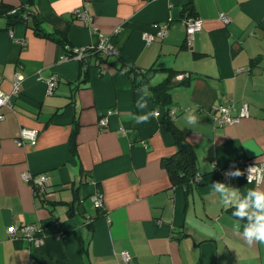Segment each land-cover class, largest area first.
<instances>
[{"label": "crops", "instance_id": "0c3cea01", "mask_svg": "<svg viewBox=\"0 0 264 264\" xmlns=\"http://www.w3.org/2000/svg\"><path fill=\"white\" fill-rule=\"evenodd\" d=\"M7 6L21 8L20 21H9ZM187 15L201 19L189 43ZM99 33L116 52L101 61L86 53V72L77 60L59 59L65 47L95 45ZM122 66L150 69L146 85L174 72L166 102L200 173L188 187L172 182L162 163L175 144L160 113L133 119L161 106L133 88ZM50 74L57 82L46 93ZM0 90L9 94L0 108V264H264V244L250 247L236 234L242 221L211 188L223 182L242 196L264 189L218 172L264 159V0H0ZM225 101L233 114L245 102L247 115L215 124L211 105ZM189 114L195 125L186 123ZM20 127L37 130L32 143L14 141ZM23 171L43 173L48 190ZM95 192L102 207L92 205ZM22 223L41 225L40 245L5 231Z\"/></svg>", "mask_w": 264, "mask_h": 264}, {"label": "built area", "instance_id": "2783aa9c", "mask_svg": "<svg viewBox=\"0 0 264 264\" xmlns=\"http://www.w3.org/2000/svg\"><path fill=\"white\" fill-rule=\"evenodd\" d=\"M10 12L13 11V9L9 10ZM79 15L83 18H86L87 15L85 12L79 13ZM219 17L223 22H226L229 18L223 13L219 12ZM184 23L185 27V34H186V42L189 43L190 39L192 38V34L200 29L201 22L197 16L193 15H187L184 17L182 20ZM155 30V34L157 36H162L164 34V26L163 25H157ZM9 34L11 35V32L9 31ZM142 38L144 39L145 42H148L152 38V34L145 32L142 34ZM93 50H97L99 53L103 55H110L116 52V49H114L112 43L108 39V35L104 33H99L98 34V42L93 45V46H86L84 47H72L68 51H63L59 59L60 60H65V59H74V60H81L83 57H85L86 53L92 52ZM183 75H186L185 73H178L176 74V78L180 79ZM21 79L20 74L15 75V79L13 82V90L17 87V83ZM57 82V77L56 74H50L46 80H45V92L46 93H51L56 85ZM9 104V94L3 92L0 90V108L2 105H8ZM212 110L216 113L213 116V119L215 121V124H228V123H233L238 121L241 117H244L247 115V110H246V103L245 102H240L239 107L237 109V112L233 114L231 110L233 109V102L231 101H225V102H220L214 105H211ZM112 111V109H107L105 113H101L97 117V124L98 125H103L106 122V116ZM152 112L158 115L160 113L158 107H153ZM169 113L172 115L174 113L173 109L169 108ZM2 118V113L0 111V119ZM37 130L35 128H30V127H20L18 130L17 135L14 137V141L19 144L23 142L25 139L29 140V142H33L36 136ZM34 134V135H33ZM240 166L243 170V177L244 179L248 182V169L254 168L257 171L252 173L253 179H252V184L253 185H258L257 179L255 177L259 176L261 178V183L264 182V159L260 161H252V160H247L243 159L240 162H238V165ZM230 170V166H224L222 168H218V172L222 179L227 180L228 177L224 175L226 171ZM233 170V168L231 169ZM20 176L25 179V180H30L32 183L36 185L37 190L44 192L48 190L47 187V180L46 176L43 173H29L27 171L21 172ZM194 179L197 181L200 177V173L195 172L193 175ZM91 202L92 205L95 207H102L103 206V200H102V195L101 193L95 192L92 197H91ZM16 230L19 231L20 236L30 240L33 242L34 245H40L43 240V235H42V227L41 225H33L31 223H22L18 226H15L14 224H9L5 227V231L12 234ZM123 260H127L129 258V254L122 250L120 252ZM27 264H35L32 260H28Z\"/></svg>", "mask_w": 264, "mask_h": 264}, {"label": "trees", "instance_id": "16d2710c", "mask_svg": "<svg viewBox=\"0 0 264 264\" xmlns=\"http://www.w3.org/2000/svg\"><path fill=\"white\" fill-rule=\"evenodd\" d=\"M7 6L5 10V14L11 23L20 21L22 18L21 15V8L16 9L14 7ZM13 9V11H8ZM61 39L57 38V41H60V44L63 45L65 43V38L60 35ZM64 38V39H63ZM64 47V45H63ZM64 50L66 51L67 48L65 47ZM68 51V50H67ZM91 53H95L99 60H102V54H100L97 50H93ZM85 57L81 60H78L79 68L81 72L87 71V64L85 61ZM100 62H97L99 64ZM123 70H125L126 74L128 75L130 82L134 89H141L145 86V80H147L146 72L150 69H142L136 68L134 66H122ZM173 72V71H172ZM167 72L166 76L155 82L154 84H147L149 86V91L152 93L150 100L155 104V106L159 107L160 116L162 122L165 124L166 130L173 136L175 149L171 153V155L165 156L162 158V163L168 173L169 179H171L174 183H180L186 187H188L192 182L196 181L193 177L194 173L196 172V168L194 165V154L190 144L184 138L183 133L179 128L175 126L172 121V115L169 113V106L167 105V100L169 98V87L171 78L173 77L174 72ZM184 80V79H183ZM182 81V80H181ZM74 132L75 130L71 131L70 138H69V145L70 148H74ZM188 185V186H187ZM234 209L228 208L229 213H232ZM246 223V221H242V226Z\"/></svg>", "mask_w": 264, "mask_h": 264}, {"label": "clouds", "instance_id": "9594fccd", "mask_svg": "<svg viewBox=\"0 0 264 264\" xmlns=\"http://www.w3.org/2000/svg\"><path fill=\"white\" fill-rule=\"evenodd\" d=\"M142 91L148 98L151 97L152 93L149 91V86H143ZM148 106V99H141L137 101L136 107L138 109H145ZM156 115L153 112H148L143 115L134 116L133 119L136 123H146L151 117ZM198 122V117L195 114H189L186 117V123L189 125H195ZM34 135V134H33ZM235 165L230 166V170L226 171L224 175L228 178H238L244 173L236 168ZM257 170L254 168L248 169L249 175L247 177L248 183L252 182L254 178L252 173ZM257 183H261L259 176L255 177ZM211 188L214 194H218L219 203L225 209H234L231 213L238 221H246L243 225V231L240 232V225H235V232L240 236L248 246H253L257 243L264 244V189H250L246 195H240L236 188L229 186L223 182H213Z\"/></svg>", "mask_w": 264, "mask_h": 264}, {"label": "rangeland", "instance_id": "374dc122", "mask_svg": "<svg viewBox=\"0 0 264 264\" xmlns=\"http://www.w3.org/2000/svg\"><path fill=\"white\" fill-rule=\"evenodd\" d=\"M218 17H219V14H218ZM199 18V17H198ZM220 18V17H219ZM199 20H200V22H201V19L199 18ZM222 21V20H221ZM223 22V21H222ZM200 28H201V26H200ZM200 30V29H199ZM198 31V30H197ZM114 47V46H113ZM115 49V48H114ZM107 56V55H106Z\"/></svg>", "mask_w": 264, "mask_h": 264}]
</instances>
